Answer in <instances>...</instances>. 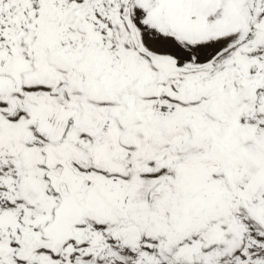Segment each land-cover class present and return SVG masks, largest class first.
Instances as JSON below:
<instances>
[{
	"label": "snow or ice",
	"instance_id": "6c2138e0",
	"mask_svg": "<svg viewBox=\"0 0 264 264\" xmlns=\"http://www.w3.org/2000/svg\"><path fill=\"white\" fill-rule=\"evenodd\" d=\"M0 264H264V0H0Z\"/></svg>",
	"mask_w": 264,
	"mask_h": 264
}]
</instances>
